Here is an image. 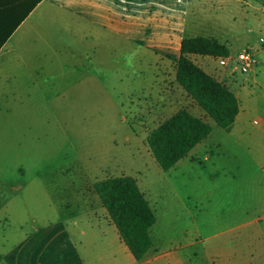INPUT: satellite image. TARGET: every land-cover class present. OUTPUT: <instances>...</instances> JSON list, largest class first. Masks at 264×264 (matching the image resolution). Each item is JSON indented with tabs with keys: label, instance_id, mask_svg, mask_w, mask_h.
<instances>
[{
	"label": "rangeland",
	"instance_id": "rangeland-1",
	"mask_svg": "<svg viewBox=\"0 0 264 264\" xmlns=\"http://www.w3.org/2000/svg\"><path fill=\"white\" fill-rule=\"evenodd\" d=\"M141 1L145 11L157 10V0ZM206 1L210 6L195 33L215 37L231 51L228 60L207 64L240 103V118L229 132L174 88L170 68L161 88L170 98L140 97L155 86L153 54L135 57L130 71L119 70L116 85L113 71H103L112 81L102 83L78 71L70 72L68 83H50L40 71L34 85L4 84V97L11 101L0 100V252L5 258L10 253L17 264H64L60 240L70 237L77 248L76 229L95 217L103 225L96 233L105 236L92 239L87 264H131L115 242V227H106L111 221L94 190L96 182L131 176L156 215L154 256L187 246L182 258L191 257L192 264H264V141L255 136L260 118L254 104L264 86V0ZM109 50L98 59L103 70ZM244 51L252 52L255 64L238 59ZM181 109L201 115L212 133L191 164L185 160L165 172L147 136ZM71 264L82 263L75 255Z\"/></svg>",
	"mask_w": 264,
	"mask_h": 264
},
{
	"label": "crops",
	"instance_id": "crops-1",
	"mask_svg": "<svg viewBox=\"0 0 264 264\" xmlns=\"http://www.w3.org/2000/svg\"><path fill=\"white\" fill-rule=\"evenodd\" d=\"M156 4L157 10L153 12L145 11L141 0L42 1L0 49V100H3L5 104L10 101L4 97V84L11 82L14 85H24L27 81L30 85H34L36 83L35 74L40 71L45 72L46 79L50 83H68L69 74L72 71L87 72L84 77L94 78L102 83L111 80V74H103V71H113L115 72L113 79L116 85L117 72L119 70L130 71L133 68L135 57L147 54H153L156 58L152 69V87L155 86L152 90L141 92L140 97L155 102H165L168 97H171V94L168 95V91H161V88L166 85L167 68L172 70L174 88L184 91L176 82V64L180 57V44L185 38L200 37L195 33L197 32L198 18L205 13L210 4L206 0H157ZM189 17L192 18L188 22ZM190 22L191 27L189 26ZM209 38L215 39V37ZM217 41L227 46L226 43ZM109 48L112 49V52L109 50L111 58L104 63L105 70H103L98 65V59ZM208 59L217 62L228 60L191 56L193 62L207 74L213 76L207 67ZM79 75L82 76V73ZM83 79L82 76L80 83ZM262 88L264 90V86L261 85L260 92L256 95L254 102L255 113L260 118L255 136H260L264 141V94L261 93ZM25 96L29 98L31 94L26 92ZM196 116L203 119L201 115ZM239 118L240 113L234 126ZM201 144L179 161L175 167L180 166L185 160L191 164L190 159L192 155L198 153ZM156 224L157 220L149 230L150 237ZM111 225H113L112 222L110 225L107 223L106 227ZM101 226L103 225L93 217V221H86L83 227H78L76 229L79 233L77 248L70 237L60 240L57 248L63 257L64 264H71L75 255L78 262L89 263L87 247L94 245L92 239L94 240L96 236L100 238L105 236L102 231L96 233V230ZM114 235L115 242L131 264H192L191 257L184 256L185 258H182L181 251L185 250L187 246L168 252L160 253L158 251V254L154 256L156 250L152 245L144 257L149 261L144 263L143 258L137 262L120 239L116 228ZM111 256L110 254L105 258L110 260ZM10 259H12L10 253L8 259L2 255L0 264H17ZM96 259L98 262H102L104 258L98 254Z\"/></svg>",
	"mask_w": 264,
	"mask_h": 264
},
{
	"label": "trees",
	"instance_id": "trees-1",
	"mask_svg": "<svg viewBox=\"0 0 264 264\" xmlns=\"http://www.w3.org/2000/svg\"><path fill=\"white\" fill-rule=\"evenodd\" d=\"M42 1L0 0V49ZM191 56L228 59L230 50L213 38H185L176 64L177 84L218 127L229 132L240 113V103L226 85L207 74ZM211 133L209 123L181 109L153 129L147 143L157 165L167 172ZM94 190L120 239L135 261H141L153 245L149 230L156 223V215L136 179L131 176L106 179L96 182ZM1 260L0 253V263Z\"/></svg>",
	"mask_w": 264,
	"mask_h": 264
},
{
	"label": "built area",
	"instance_id": "built-area-1",
	"mask_svg": "<svg viewBox=\"0 0 264 264\" xmlns=\"http://www.w3.org/2000/svg\"><path fill=\"white\" fill-rule=\"evenodd\" d=\"M238 59L245 63L247 66L255 64V60L251 51H244L238 55Z\"/></svg>",
	"mask_w": 264,
	"mask_h": 264
}]
</instances>
